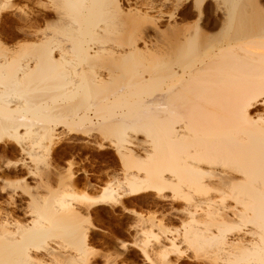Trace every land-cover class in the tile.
I'll use <instances>...</instances> for the list:
<instances>
[{
	"label": "bare ground",
	"instance_id": "bare-ground-1",
	"mask_svg": "<svg viewBox=\"0 0 264 264\" xmlns=\"http://www.w3.org/2000/svg\"><path fill=\"white\" fill-rule=\"evenodd\" d=\"M185 260L264 264V0H0V264Z\"/></svg>",
	"mask_w": 264,
	"mask_h": 264
},
{
	"label": "rangeland",
	"instance_id": "rangeland-1",
	"mask_svg": "<svg viewBox=\"0 0 264 264\" xmlns=\"http://www.w3.org/2000/svg\"><path fill=\"white\" fill-rule=\"evenodd\" d=\"M86 152L88 155L91 154L93 158L91 159V156H90L89 162L85 164L86 167L90 168L92 164L93 166L98 167V162L104 161V158L98 155L95 156L94 155L95 153L92 154L90 151H86ZM81 157L82 155L79 158L83 159L84 156L82 158ZM79 158H77V160H79ZM116 165H117L116 161L110 163L111 167H115ZM129 205L130 207L136 209L137 211L143 212L144 214H147V215H156L158 217L161 215L160 209H158L155 206H149L146 202H139V204H136V205H133V204H129ZM98 210L99 211H97L94 214L92 221H93V224L97 228L103 229V232H100L97 229L94 230L95 234L92 239V244L96 249H98L99 251H104L109 248L116 249L117 243L115 241L119 242L121 239L127 240V241L133 240L131 238L132 236H130V234H128L125 231L127 221H129L128 217L123 216L124 218L121 219L120 216L118 217V215L117 216L115 214L113 215V213L108 208H99ZM174 223H177V222L175 221ZM129 261L131 263H134L132 259H130ZM184 264H189V262L185 260Z\"/></svg>",
	"mask_w": 264,
	"mask_h": 264
}]
</instances>
